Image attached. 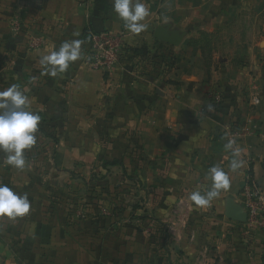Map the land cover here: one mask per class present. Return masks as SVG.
<instances>
[{
  "label": "crops",
  "instance_id": "obj_1",
  "mask_svg": "<svg viewBox=\"0 0 264 264\" xmlns=\"http://www.w3.org/2000/svg\"><path fill=\"white\" fill-rule=\"evenodd\" d=\"M144 2L147 28L132 34L112 0H0L10 69L0 91L16 84L28 96L41 116L37 144L56 146V176L105 177L94 164L116 161L135 177L139 199L54 202L50 195L68 190L37 179L32 163L43 154L26 150L21 171L0 152V183L27 192L32 205L26 217L0 218V264H264V231L227 217L230 200L243 205L249 175L264 188V0ZM162 26L180 43L157 40ZM102 30L126 32L133 50L111 74L86 62L89 31ZM71 39L84 41L82 59L51 77L40 54ZM229 140L244 160L237 172ZM214 165L229 172L231 189L196 207L190 194L211 187ZM108 207L113 216L99 217Z\"/></svg>",
  "mask_w": 264,
  "mask_h": 264
},
{
  "label": "clouds",
  "instance_id": "obj_2",
  "mask_svg": "<svg viewBox=\"0 0 264 264\" xmlns=\"http://www.w3.org/2000/svg\"><path fill=\"white\" fill-rule=\"evenodd\" d=\"M113 12L123 21L124 27L132 34H140L146 30L144 23L150 11L144 0H112ZM79 36L78 32L73 33ZM81 39L66 40L57 49L40 54V63L51 77H57L68 71L70 66L83 57ZM31 101L21 88L12 84L0 91V152L5 154V160L12 168L23 171L26 166V150H31L37 144L36 133L40 129L41 116L29 111ZM211 108V106H209ZM226 150L232 151L233 159L230 171L237 172L244 166L241 159V149L234 147V141L229 140ZM206 179L211 181V187L206 191L199 188L192 191L190 200L196 207H206L222 192L231 189L229 172L214 165ZM31 201L27 192L20 194L7 184L0 183V218L16 220L31 212Z\"/></svg>",
  "mask_w": 264,
  "mask_h": 264
},
{
  "label": "rangeland",
  "instance_id": "obj_3",
  "mask_svg": "<svg viewBox=\"0 0 264 264\" xmlns=\"http://www.w3.org/2000/svg\"><path fill=\"white\" fill-rule=\"evenodd\" d=\"M5 59L6 55H4L0 51V82L7 77L10 70ZM37 145L38 146L31 150H27L28 158L37 157L36 155H38L39 157L41 154H43L44 156L40 157V160H37L36 162L32 163L35 172L38 173L37 179L40 180L43 184H45V186L47 185L48 188H51L53 190L60 188H67L68 190V192L63 191L62 194H59V196H57L58 198H56V194L54 192V196L50 195V200L55 202L56 199H68L70 201L69 196L73 194V200L75 203H77V205L79 204V208L87 207L88 204H92L93 208L95 206L103 207V202L109 203L113 201V203H118L126 200L127 198L132 203H134V201L137 202L139 200L137 198L138 194L136 193L135 185L133 184V179L135 177L123 174L121 165H107L103 161H98L94 164L92 171L95 174L101 171L100 173L102 174V170L106 168L107 175L105 177L90 176L91 178L87 179L84 178V176L82 175V171V173L80 172L79 174H77L80 176L74 177V179L72 180H67V178L56 176L55 166L50 161V158L54 154L56 146L53 145L47 147V145H45L44 147V145L39 143ZM38 148L41 150L40 152H38ZM128 164L133 166L135 163L131 162ZM81 166H83V164L78 165L77 167H75V169H79L81 168ZM131 173H134V171H132ZM69 181H71V183H69ZM126 189H128V194L125 192ZM93 191L95 192V194ZM106 209V213L103 210H101L100 213L98 212L99 217L102 218L113 216V214L110 213L111 208L108 207ZM131 211V207H129V214L131 213Z\"/></svg>",
  "mask_w": 264,
  "mask_h": 264
},
{
  "label": "built area",
  "instance_id": "obj_4",
  "mask_svg": "<svg viewBox=\"0 0 264 264\" xmlns=\"http://www.w3.org/2000/svg\"><path fill=\"white\" fill-rule=\"evenodd\" d=\"M127 33H116L111 30L89 31V47L87 64L94 70L103 73H113L119 65L132 54L127 45ZM220 95L216 101L221 102ZM259 100L256 99L255 103ZM243 207L247 213L248 228L264 231V188L249 175L242 190Z\"/></svg>",
  "mask_w": 264,
  "mask_h": 264
},
{
  "label": "water",
  "instance_id": "obj_5",
  "mask_svg": "<svg viewBox=\"0 0 264 264\" xmlns=\"http://www.w3.org/2000/svg\"><path fill=\"white\" fill-rule=\"evenodd\" d=\"M181 35L179 33L173 34L168 31L167 27H159L155 31V38L159 41L177 45L180 43ZM227 217L234 221L238 222H246L247 221V213L244 210L243 205H237L232 200H230L227 204Z\"/></svg>",
  "mask_w": 264,
  "mask_h": 264
},
{
  "label": "trees",
  "instance_id": "obj_6",
  "mask_svg": "<svg viewBox=\"0 0 264 264\" xmlns=\"http://www.w3.org/2000/svg\"><path fill=\"white\" fill-rule=\"evenodd\" d=\"M113 164H120V163L115 161Z\"/></svg>",
  "mask_w": 264,
  "mask_h": 264
}]
</instances>
